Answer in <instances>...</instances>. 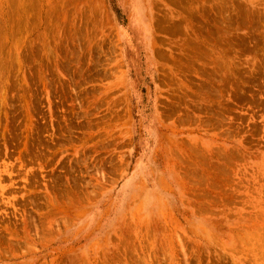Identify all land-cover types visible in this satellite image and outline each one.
I'll return each instance as SVG.
<instances>
[{"label": "rangeland", "instance_id": "obj_1", "mask_svg": "<svg viewBox=\"0 0 264 264\" xmlns=\"http://www.w3.org/2000/svg\"><path fill=\"white\" fill-rule=\"evenodd\" d=\"M0 264H264V0H0Z\"/></svg>", "mask_w": 264, "mask_h": 264}, {"label": "bare ground", "instance_id": "obj_2", "mask_svg": "<svg viewBox=\"0 0 264 264\" xmlns=\"http://www.w3.org/2000/svg\"><path fill=\"white\" fill-rule=\"evenodd\" d=\"M258 214H260V213H258ZM262 214V213H261ZM263 216V215H262Z\"/></svg>", "mask_w": 264, "mask_h": 264}]
</instances>
